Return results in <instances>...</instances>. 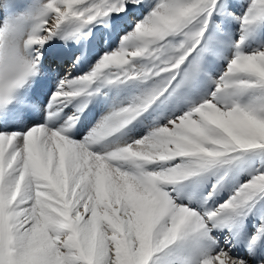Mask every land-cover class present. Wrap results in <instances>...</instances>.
Segmentation results:
<instances>
[{
  "label": "snow or ice",
  "instance_id": "1",
  "mask_svg": "<svg viewBox=\"0 0 264 264\" xmlns=\"http://www.w3.org/2000/svg\"><path fill=\"white\" fill-rule=\"evenodd\" d=\"M0 264H264V0L0 6Z\"/></svg>",
  "mask_w": 264,
  "mask_h": 264
},
{
  "label": "rangeland",
  "instance_id": "2",
  "mask_svg": "<svg viewBox=\"0 0 264 264\" xmlns=\"http://www.w3.org/2000/svg\"><path fill=\"white\" fill-rule=\"evenodd\" d=\"M46 97L42 96L41 97V101H43ZM91 107V106H90ZM103 114V110L101 109H94L88 116V120L86 122V127H91L92 124H94L96 122L97 119H99V117ZM145 131V129H143L142 127H136L133 132L131 133V135L136 136L139 135L141 133H143ZM82 134V133H81ZM223 197L226 199L227 198V193H223L222 194Z\"/></svg>",
  "mask_w": 264,
  "mask_h": 264
},
{
  "label": "clouds",
  "instance_id": "3",
  "mask_svg": "<svg viewBox=\"0 0 264 264\" xmlns=\"http://www.w3.org/2000/svg\"><path fill=\"white\" fill-rule=\"evenodd\" d=\"M7 2H8V0H0V6H3ZM21 50L23 51V46L22 45H21Z\"/></svg>",
  "mask_w": 264,
  "mask_h": 264
},
{
  "label": "bare ground",
  "instance_id": "4",
  "mask_svg": "<svg viewBox=\"0 0 264 264\" xmlns=\"http://www.w3.org/2000/svg\"><path fill=\"white\" fill-rule=\"evenodd\" d=\"M75 71V70H74Z\"/></svg>",
  "mask_w": 264,
  "mask_h": 264
}]
</instances>
